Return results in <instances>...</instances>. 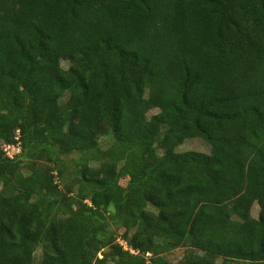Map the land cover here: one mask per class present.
<instances>
[{"label": "trees", "instance_id": "trees-1", "mask_svg": "<svg viewBox=\"0 0 264 264\" xmlns=\"http://www.w3.org/2000/svg\"><path fill=\"white\" fill-rule=\"evenodd\" d=\"M0 143V264H264V0H0Z\"/></svg>", "mask_w": 264, "mask_h": 264}, {"label": "rangeland", "instance_id": "rangeland-1", "mask_svg": "<svg viewBox=\"0 0 264 264\" xmlns=\"http://www.w3.org/2000/svg\"><path fill=\"white\" fill-rule=\"evenodd\" d=\"M61 66L64 69H67L69 66V63L65 60L61 61ZM68 99V94H65V97L63 98V101L66 102ZM157 112V110H151L148 112V117H150L151 115L155 114ZM110 139L107 138H102L101 139V148L105 149L109 143H110ZM6 146H4L3 144L0 143V148H5ZM185 151H196V152H201V153H209L210 151V147L200 138H193V139H187L184 141V143L179 146L177 148V152H185ZM7 154L12 157V158H18L19 155L21 154V150H17V148L13 149H7ZM64 163H65V167L64 169L66 170V174L64 176V179L59 180L56 179L55 181L58 183V185L63 189V187L67 184H70L73 191H75L77 189V183H73V181L79 176L78 174L75 173V162L78 159V155H71V156H63L62 157ZM49 165V164H47ZM46 166V163H41V167ZM128 181V177H124L122 179L119 180L118 183V189H123L124 186L126 185ZM251 215L252 217H257L258 215V207L257 205H254L251 209ZM122 230L119 231V233H121ZM183 252H184V248H178L175 249L167 254H165L166 259L173 264H176L183 256ZM41 253H42V247L38 246L34 252V256H33V262L34 264H38L39 260L41 258Z\"/></svg>", "mask_w": 264, "mask_h": 264}, {"label": "built area", "instance_id": "built-area-1", "mask_svg": "<svg viewBox=\"0 0 264 264\" xmlns=\"http://www.w3.org/2000/svg\"><path fill=\"white\" fill-rule=\"evenodd\" d=\"M4 146H6V147H5L6 149L3 148V150H4L5 152L7 151V149H10V148H13V149L17 148V150H20V145H19V143L16 144V145H4ZM6 155H7L8 157H10V156L7 154V152H6ZM10 158H12V157H10Z\"/></svg>", "mask_w": 264, "mask_h": 264}, {"label": "water", "instance_id": "water-1", "mask_svg": "<svg viewBox=\"0 0 264 264\" xmlns=\"http://www.w3.org/2000/svg\"><path fill=\"white\" fill-rule=\"evenodd\" d=\"M107 251H108V249H105V250H104V252H107Z\"/></svg>", "mask_w": 264, "mask_h": 264}]
</instances>
